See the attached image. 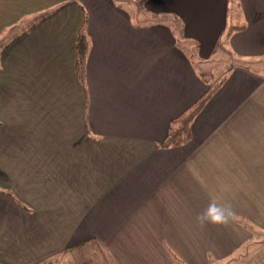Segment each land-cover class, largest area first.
Returning <instances> with one entry per match:
<instances>
[{
    "label": "crops",
    "instance_id": "obj_1",
    "mask_svg": "<svg viewBox=\"0 0 264 264\" xmlns=\"http://www.w3.org/2000/svg\"><path fill=\"white\" fill-rule=\"evenodd\" d=\"M234 1L0 0V264H209L251 238L264 0ZM218 82L188 140L163 146ZM213 203L223 222L202 223Z\"/></svg>",
    "mask_w": 264,
    "mask_h": 264
},
{
    "label": "rangeland",
    "instance_id": "obj_2",
    "mask_svg": "<svg viewBox=\"0 0 264 264\" xmlns=\"http://www.w3.org/2000/svg\"><path fill=\"white\" fill-rule=\"evenodd\" d=\"M239 7L241 8V3L239 2V6H238L236 1L232 0L231 8L229 9V11L239 10ZM216 56H220L223 59L225 67L231 65L232 63L234 65H239V66H246V67L249 66L247 62L244 63L240 62L243 59H241L237 53L231 55L230 58L222 49H220L217 50ZM195 65L197 66V64ZM257 215L261 216L262 220H258V216H257L256 219L257 224L255 226V230L250 229L251 238L245 241V243L240 247V249L236 250L233 255L219 262L211 261V263L209 264H264V209L263 208L257 209ZM87 246L89 248H96L93 244H88ZM72 258L76 261L78 256L74 253L73 255L70 254L65 259V262L62 261L61 264H72L73 261ZM93 258L96 257L93 256Z\"/></svg>",
    "mask_w": 264,
    "mask_h": 264
},
{
    "label": "trees",
    "instance_id": "obj_3",
    "mask_svg": "<svg viewBox=\"0 0 264 264\" xmlns=\"http://www.w3.org/2000/svg\"><path fill=\"white\" fill-rule=\"evenodd\" d=\"M76 51L77 58L75 67L79 73L80 81L84 83L83 66L85 64V56L87 52V41L83 32H80L78 34L76 40ZM220 82L212 84L211 87H209V89L199 99H197L189 108H187L183 113H181L171 121V125L169 126V133L166 140L162 144L163 146L180 145L188 140L190 124L193 118L203 106L205 101L216 90Z\"/></svg>",
    "mask_w": 264,
    "mask_h": 264
},
{
    "label": "clouds",
    "instance_id": "obj_4",
    "mask_svg": "<svg viewBox=\"0 0 264 264\" xmlns=\"http://www.w3.org/2000/svg\"><path fill=\"white\" fill-rule=\"evenodd\" d=\"M200 221L203 223L205 221L211 222L213 224L223 222V215L217 206L213 203L209 205L208 211L202 216L199 217Z\"/></svg>",
    "mask_w": 264,
    "mask_h": 264
}]
</instances>
